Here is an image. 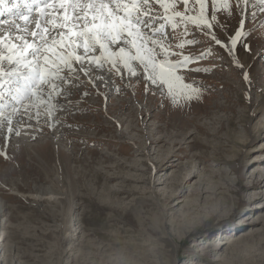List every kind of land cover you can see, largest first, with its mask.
Returning <instances> with one entry per match:
<instances>
[{
	"label": "rangeland",
	"instance_id": "1",
	"mask_svg": "<svg viewBox=\"0 0 264 264\" xmlns=\"http://www.w3.org/2000/svg\"><path fill=\"white\" fill-rule=\"evenodd\" d=\"M228 5L205 0L209 28L196 0L152 3L136 47L31 42L36 70L0 44V264H264V3Z\"/></svg>",
	"mask_w": 264,
	"mask_h": 264
},
{
	"label": "snow or ice",
	"instance_id": "2",
	"mask_svg": "<svg viewBox=\"0 0 264 264\" xmlns=\"http://www.w3.org/2000/svg\"><path fill=\"white\" fill-rule=\"evenodd\" d=\"M45 7H54L57 9L56 16L60 17L59 20L56 17L49 18L45 21L46 24L52 25V31L55 29H61L56 35L61 39H57L56 36L51 37L52 47H49V39L45 36L46 33H49L47 27H43L42 32H31L33 37L39 35L42 45L37 46L32 52L33 56L42 54L41 48L44 49V52H53L54 55H60L57 52H54L53 49L56 45H60L62 48L66 46L75 45L76 47H83L87 51L90 47H95L99 45L100 49L107 52L108 43L117 42L121 36L127 33V36L133 37L129 43H132L136 47V39H143L141 33L139 32L138 25H145L146 21L142 19V16H148L151 9L152 3H159L164 7L165 13L168 12V3L169 0H43ZM182 2L187 5L189 0H182ZM200 4L201 9V18L200 20L206 27H211L212 25L208 23L206 19H203V11L205 6V0H196ZM243 3H247V0H242ZM7 3V0H0V5ZM172 6H175L177 0H170ZM217 0H213V6ZM261 3H264V0H261ZM223 6L228 8V0H223ZM60 9H63L61 12ZM69 9L71 11H69ZM11 11V9H8ZM31 9H29V12ZM175 17H181V19H194L192 17H186L184 13L174 12ZM20 18L24 19L27 23L28 16H21ZM170 19V18H169ZM215 19V16L212 17ZM176 27L175 24L172 25ZM17 27H19L17 25ZM163 27V26H161ZM36 28L41 29L42 25L40 22L36 23ZM67 29V32L63 31ZM159 31V29L157 30ZM241 33L237 32V37ZM65 37H75V40H69L68 44L65 45ZM212 38L216 40V43L219 44L221 41L216 38L213 34ZM20 39H24L20 37ZM82 41V42H81ZM153 44L157 41L153 40ZM192 43V41H189ZM232 45L235 46L236 38H233L231 41ZM26 45L25 51L29 48H32V44L28 43L27 40H24ZM182 47V45H181ZM143 51V46L137 47V55L134 57H129L124 49H120L119 53H109V55L119 56L121 60L124 61V66L128 67V59H138L141 63H144V57L140 55V52ZM151 49H148V52L151 53ZM60 59L63 60V56L60 55ZM77 60L80 59L79 56L76 57ZM188 58L186 57L185 60ZM45 63H48V56L44 55ZM55 65V61H53ZM58 67V65H57ZM113 67H116V61H113ZM148 65H145L147 68ZM152 67L155 68V63L152 62ZM199 71V69H195ZM57 73L53 72L50 75H56ZM40 83H48L49 81L45 79L44 73H40ZM161 78L165 79V74L161 73ZM247 79V76L245 77ZM179 79V77H176ZM55 87V85H53ZM171 87V85H170ZM190 87V86H186Z\"/></svg>",
	"mask_w": 264,
	"mask_h": 264
},
{
	"label": "bare ground",
	"instance_id": "3",
	"mask_svg": "<svg viewBox=\"0 0 264 264\" xmlns=\"http://www.w3.org/2000/svg\"><path fill=\"white\" fill-rule=\"evenodd\" d=\"M37 0H7V3L9 4L10 8L8 9H11L12 7V4H14V6L18 7V4H19V7H22L21 5L24 4V7H31V6H34L36 4ZM17 3V4H16ZM18 7V8H19ZM7 8L5 7H1L0 6V17L3 18V17H6V20L3 19L1 22L2 24L0 25V29H1V34H2V37H0V44H3L4 42L8 41L10 43V49L11 48H14L16 50H18V52L13 55L15 58H19L20 60H26L27 61V67H30L29 69H34L36 70V67H37V63L35 61H30V60H27L28 59V56L31 54V51L32 49H34V46L32 44V48H29L27 51H25V47L26 45L24 44V40H27L28 43L31 44V42H42L41 39H40V36L37 35L35 37H33L31 35V32L35 31V32H42V29L43 27H47L49 30L52 29V25H49V24H46L45 21L49 18H52L53 16L56 15L57 13V9L55 8H50L48 10H45V9H42V8H38L37 10V19L36 21H33L31 24H29V19H30V16L29 15H24V16H28V21L27 23L25 22L24 19H16L14 20L15 18H19L17 17L16 15V12L17 10H13L11 9V11H8ZM27 9V8H25ZM63 10V9H62ZM28 11V10H26ZM61 11V10H60ZM23 12V11H22ZM57 18V17H56ZM147 18V17H146ZM11 19V20H10ZM9 20V21H7ZM150 21V20H149ZM37 22H40L41 25H42V28L41 29H37L36 28V23ZM17 25L19 27H17ZM189 31V30H188ZM239 33H243V31H239ZM236 37L234 36V38H236V42L238 41L239 37L242 36V35H239V37H237V33L235 34ZM46 36V35H45ZM166 36V35H165ZM20 37H23L24 39H20ZM29 37V38H28ZM35 38L34 41H31V38ZM131 37V36H130ZM132 38V37H131ZM241 38V37H240ZM50 40V39H49ZM75 40V38H74ZM232 41V40H231ZM228 43V42H227ZM225 44V43H224ZM75 46V45H74ZM228 47L232 49V47L234 48V46L232 45V43L230 42L228 44ZM22 48V49H20ZM148 50V49H147ZM146 54V53H145ZM12 57V56H11ZM26 65V64H25ZM38 69V68H37ZM31 71V70H30ZM34 72V71H33ZM18 75V74H17ZM162 89V88H161ZM25 94V93H24ZM11 119H14L16 117V113L13 112V114L10 116ZM16 119V118H15ZM11 122L13 121H10L8 123V125L6 126L7 128V136L9 134L12 133V130H11ZM6 123V122H5ZM1 225V223H0ZM227 239V238H226ZM208 240L203 242L202 245L206 244V246L208 247L209 244H208ZM235 242V238H228L227 240L225 239H218L216 240V243L217 244L214 248L210 249L208 251V253L210 254L209 256L212 257L214 256L215 254H217L218 252L221 253L222 249H223V246H225L226 244H230V245H233ZM208 244V245H207ZM201 245V246H202ZM1 247V245H0ZM205 247V248H207ZM209 249V248H208ZM202 250V249H201ZM204 250V249H203ZM207 250V249H206ZM200 257L204 258L207 263H212L211 260L207 259L206 257V253H202L200 254ZM194 261V260H193ZM217 261V260H216ZM192 262V261H191ZM225 260H223V264H225ZM191 264H197L196 262L195 263H191Z\"/></svg>",
	"mask_w": 264,
	"mask_h": 264
}]
</instances>
